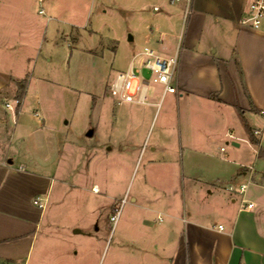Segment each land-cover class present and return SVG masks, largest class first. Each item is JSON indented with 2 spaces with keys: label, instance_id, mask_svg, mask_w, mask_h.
I'll list each match as a JSON object with an SVG mask.
<instances>
[{
  "label": "rangeland",
  "instance_id": "374dc122",
  "mask_svg": "<svg viewBox=\"0 0 264 264\" xmlns=\"http://www.w3.org/2000/svg\"><path fill=\"white\" fill-rule=\"evenodd\" d=\"M181 4L187 1L0 0V11L26 5L31 12L22 24L0 13V35L5 31L18 43L22 39L17 49H0V69L13 78L0 93L2 137L5 142L11 139L9 152L16 163L56 172L36 250L27 263L13 264H112L115 205L122 204V220L128 216L132 196L143 186L152 140L165 124L176 137L182 132L202 139L206 144L200 149L209 151L226 172L233 165L224 158L251 166L256 174L250 183L248 176L236 183L226 177L225 185L239 189L248 183L247 198L258 203L255 208L264 217V187L259 186L264 184V138L261 144L244 140L235 147L233 137L225 135L232 126L236 137L246 130L244 123L260 124L261 118L254 120L248 113L238 124L232 118L239 111L234 114L226 107L222 120L215 122L210 103L188 101L185 92L180 102L176 93L163 97L164 86L158 83L149 85L144 104H119L111 95L112 82L134 50L150 45L165 54L151 39L152 29L159 30L163 12ZM41 8L45 14L39 13ZM256 66L258 85L264 89V58ZM143 74L149 75L147 70ZM23 80L27 88L21 98ZM17 99L18 117L7 107H16ZM36 112L42 121L34 117ZM149 123L151 140L140 154L118 143L134 134V127L138 131L133 138L139 140ZM90 129L92 136L87 135ZM244 170L237 166L235 177ZM94 184L100 192L92 190Z\"/></svg>",
  "mask_w": 264,
  "mask_h": 264
},
{
  "label": "crops",
  "instance_id": "0c3cea01",
  "mask_svg": "<svg viewBox=\"0 0 264 264\" xmlns=\"http://www.w3.org/2000/svg\"><path fill=\"white\" fill-rule=\"evenodd\" d=\"M13 7L0 13H9L22 24L31 12L26 5ZM186 10L187 4H181L163 12L159 30L152 29L151 36L164 55L180 48L178 102L185 92L188 101L210 103L215 107V122L222 120L226 107L232 113L239 111L232 118L236 123L248 113L254 120L261 118L260 124L242 123L246 130L242 126L244 130L236 137L232 126L225 130L226 136L233 135L235 147L244 140L255 143L250 131L261 144L264 136H256L254 130L264 126V89L258 85L256 66L264 58V24L259 30L242 24L248 0H191L188 14ZM21 45V38L18 43L16 36L1 32L0 49ZM11 81L0 69V93ZM20 113L21 105L16 116ZM3 127L4 117L0 116V264L27 263L39 241L56 172L16 163L9 152L11 139L3 140ZM150 129L151 123L137 140L133 137L138 127H134L135 133L118 143L127 145V152L138 150L140 154L151 140ZM201 140L189 134L184 137L182 132L176 137L167 124L152 140L143 186L132 196L128 216L113 226L112 264H264V217L255 208L258 203L246 194L254 206L242 207L241 196L229 190L232 185H225L226 177L234 183L246 176L252 181L256 171L224 158L233 165L226 172L209 151L200 149L206 144ZM237 166L246 169L242 176L235 177ZM92 190L100 192L99 185L94 184ZM37 198L44 208L35 203Z\"/></svg>",
  "mask_w": 264,
  "mask_h": 264
},
{
  "label": "built area",
  "instance_id": "2783aa9c",
  "mask_svg": "<svg viewBox=\"0 0 264 264\" xmlns=\"http://www.w3.org/2000/svg\"><path fill=\"white\" fill-rule=\"evenodd\" d=\"M181 1V0H175ZM187 1V14L191 7V0ZM40 14H45V10L41 8ZM242 24L246 25L254 30H259L264 24V0H249L247 14L242 19ZM180 60V48L176 50L173 55H164L150 45H145L141 49H138L132 53L129 59L126 69L120 71L116 79L110 86L111 95L117 100L119 104L125 102H136L144 104L147 102V90L152 83H158L164 86L163 97L166 93H178V86L176 83V74ZM147 70L149 73L146 77L143 73ZM20 101L16 100V107L13 108L10 103H7V107L14 109L17 114V106ZM35 117L41 120L39 113H35ZM264 117V112H263ZM254 134L258 137L264 136V126L256 128ZM233 137L232 134H228ZM234 139V138H233ZM224 150V148H222ZM250 170H253L249 166ZM251 181L249 180V183ZM249 188L248 183L240 185L239 189L230 187V191L235 192L241 196L242 207L252 208L253 202H249L246 199V194ZM122 203L125 202V198L122 199ZM41 208L45 207V204L40 201V198L35 200ZM114 214L111 217V221L114 226L117 224L121 212L122 204L120 206L115 205ZM223 229V225L219 226Z\"/></svg>",
  "mask_w": 264,
  "mask_h": 264
},
{
  "label": "trees",
  "instance_id": "16d2710c",
  "mask_svg": "<svg viewBox=\"0 0 264 264\" xmlns=\"http://www.w3.org/2000/svg\"><path fill=\"white\" fill-rule=\"evenodd\" d=\"M19 87L21 88L20 97L23 98L24 97V94L26 93L27 81L26 80H23L21 83H19ZM250 134H251V139L255 143H258V140L255 137H253L252 131H250Z\"/></svg>",
  "mask_w": 264,
  "mask_h": 264
},
{
  "label": "water",
  "instance_id": "95a60500",
  "mask_svg": "<svg viewBox=\"0 0 264 264\" xmlns=\"http://www.w3.org/2000/svg\"><path fill=\"white\" fill-rule=\"evenodd\" d=\"M94 134V129H90L89 131H88V133H87V135L88 136H92ZM233 144H235L234 142H233ZM236 145H239L238 143H236ZM81 230H79V229H77L76 230V232H80Z\"/></svg>",
  "mask_w": 264,
  "mask_h": 264
}]
</instances>
